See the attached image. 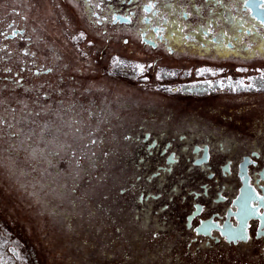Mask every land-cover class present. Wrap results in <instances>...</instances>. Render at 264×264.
Wrapping results in <instances>:
<instances>
[{
  "label": "flooded vegetation",
  "instance_id": "af4514ba",
  "mask_svg": "<svg viewBox=\"0 0 264 264\" xmlns=\"http://www.w3.org/2000/svg\"><path fill=\"white\" fill-rule=\"evenodd\" d=\"M261 76L264 0H0V170L58 208L32 263L264 264Z\"/></svg>",
  "mask_w": 264,
  "mask_h": 264
},
{
  "label": "trees",
  "instance_id": "16d2710c",
  "mask_svg": "<svg viewBox=\"0 0 264 264\" xmlns=\"http://www.w3.org/2000/svg\"><path fill=\"white\" fill-rule=\"evenodd\" d=\"M14 159L17 160L10 161L12 165L21 166L23 164L22 157ZM4 162L5 160L0 158L1 166ZM46 196L50 197V202L41 203L39 201L42 197L39 172H26L16 168L15 170H0V219L4 220L7 227L20 239L29 236L37 248L43 245L39 239L42 234L40 230L57 227L55 224H50L53 219L49 220L41 216L44 212L58 210L57 204L51 199L53 194L47 193ZM70 210L69 203L62 204L61 211Z\"/></svg>",
  "mask_w": 264,
  "mask_h": 264
},
{
  "label": "rangeland",
  "instance_id": "374dc122",
  "mask_svg": "<svg viewBox=\"0 0 264 264\" xmlns=\"http://www.w3.org/2000/svg\"><path fill=\"white\" fill-rule=\"evenodd\" d=\"M130 71L132 72V71H134V72H136V69H134V68H131L130 69ZM15 238H17L18 239V241L17 240H15ZM18 242H21L22 243V246L20 247L19 245V249L18 248H15L16 250L18 249V255H17V258H18V256H19V254H20V256H21V258H22V254L23 255H26V257H27V262L29 263V264H33L32 263V260L31 259H29V255H28V251L27 250H29V252L32 250V249H27L26 248V240H25V238H22V239H20L18 236H16L15 235V233H13V231L11 230V229H9V227H7V224H6V222L4 221V220H1L0 219V244H3V247H1L0 246V264H4L5 262H1V261H7L6 262V264H15V262H13V260H11L12 258L10 257L9 258V254H10V248H9V250L8 249H6V251L4 250V247H5V245H8V246H13V247H15L16 246V244H18ZM16 243V244H15ZM34 248V247H33ZM2 250V251H1ZM26 252V253H25ZM9 259V260H8ZM18 263H21L20 261H18V260H16ZM16 262V263H17Z\"/></svg>",
  "mask_w": 264,
  "mask_h": 264
},
{
  "label": "built area",
  "instance_id": "2783aa9c",
  "mask_svg": "<svg viewBox=\"0 0 264 264\" xmlns=\"http://www.w3.org/2000/svg\"><path fill=\"white\" fill-rule=\"evenodd\" d=\"M123 67H126L127 69H131V68H134L135 69V66L134 64L131 62V61H127V60H124V61H121V62H117V68L120 70L121 68ZM15 240L18 241L17 238H15ZM16 244V243H15ZM21 247L22 246V243L21 242H18V244H16L15 247L13 246H8V245H5L4 247V250L6 251V249L9 250L10 248V254H9V258L11 257L13 260V262H15V264H29L27 261V257L26 255H23L22 254V258L19 254L18 258H17V255H18V249L20 248L19 246ZM1 247H3V244H0ZM15 248H18L17 250ZM2 251V250H1ZM26 253V252H25ZM9 260V259H8ZM16 260L20 261L21 263H18ZM2 263L5 262L4 264H6L7 261H1ZM17 262V263H16Z\"/></svg>",
  "mask_w": 264,
  "mask_h": 264
},
{
  "label": "snow or ice",
  "instance_id": "6c2138e0",
  "mask_svg": "<svg viewBox=\"0 0 264 264\" xmlns=\"http://www.w3.org/2000/svg\"><path fill=\"white\" fill-rule=\"evenodd\" d=\"M97 7H99V5H97ZM147 7H148V9H151V8L155 7V5H154V4H149ZM125 19H127V17H125ZM12 34H13L14 36L17 35V33H15V32H13ZM82 35H83V34H81V36H82ZM142 70H143V68L141 67V71H142ZM48 71H51V69H48ZM260 80H261V81H264V76H261V77H260ZM238 83H239V84H243L242 81H240V82H238ZM245 87H246V88H251L252 85H251V84H248V85H246ZM261 87H264V84H261ZM0 123H3V121L0 120ZM92 143L94 144V143H96V141L93 140ZM260 199H261V200H264V197H260ZM238 238H239V239H245L244 236H239Z\"/></svg>",
  "mask_w": 264,
  "mask_h": 264
}]
</instances>
